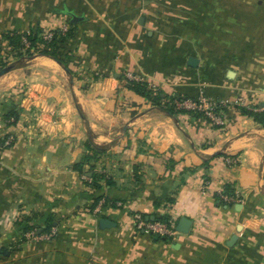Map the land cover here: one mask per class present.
<instances>
[{
    "label": "crops",
    "instance_id": "obj_1",
    "mask_svg": "<svg viewBox=\"0 0 264 264\" xmlns=\"http://www.w3.org/2000/svg\"><path fill=\"white\" fill-rule=\"evenodd\" d=\"M39 28L70 30L69 57L12 54L0 75V264H264V124L239 109L264 111V0H0V54Z\"/></svg>",
    "mask_w": 264,
    "mask_h": 264
},
{
    "label": "trees",
    "instance_id": "obj_2",
    "mask_svg": "<svg viewBox=\"0 0 264 264\" xmlns=\"http://www.w3.org/2000/svg\"><path fill=\"white\" fill-rule=\"evenodd\" d=\"M70 34V30L64 31L62 29H57L53 31L51 38H47L43 35V30H41L40 28L36 30H31L26 33L10 31L3 33L5 40L8 42V50L5 56L0 54V70L10 65V56H12V54H14V57H18L22 56L24 53H26L27 55H33L35 53L50 55L66 66L69 54L63 50L62 44L67 40ZM122 86L126 87L127 89L133 90L136 94L144 97L145 99L153 102L154 104H157L169 110L170 112L176 113L178 111H193L177 108L175 102L181 98L169 97L167 100L161 97L159 92H155L151 88H149L147 83L142 80L124 77L122 79ZM217 109L219 110L220 108L217 107ZM239 109L243 114H251L255 117V119L264 124V111H252L245 107H239ZM19 112V109H13L12 111L6 114L5 118L9 120L10 124H14L19 118ZM195 112L203 113V111L197 110H195ZM1 142H3V140L0 138V143ZM89 150H94V154L92 156L88 154L86 156V160H90V158L99 153V149H97V147L89 146ZM77 167L81 169L82 164H77ZM96 186L98 185L95 184V187ZM225 192L228 195H231L233 193L230 186L226 188ZM156 221H161L172 226L171 219L166 216H159ZM28 228L29 227H27L26 230ZM163 237L166 239L169 238V236Z\"/></svg>",
    "mask_w": 264,
    "mask_h": 264
},
{
    "label": "built area",
    "instance_id": "obj_3",
    "mask_svg": "<svg viewBox=\"0 0 264 264\" xmlns=\"http://www.w3.org/2000/svg\"><path fill=\"white\" fill-rule=\"evenodd\" d=\"M53 32L47 33L46 37L51 38ZM131 79H137L135 76H129ZM240 103H244L243 99L239 100ZM176 106L179 109H186V110H197L203 111L208 117L213 120H220V110L217 109V104L208 99H189V98H181L177 100ZM226 199L228 196H224ZM135 222L137 229H143L146 233H154L160 234L162 236H172L175 235L176 230L174 227L168 225L167 223L161 221H145L141 214H135ZM36 235L35 231L27 233L28 238H32Z\"/></svg>",
    "mask_w": 264,
    "mask_h": 264
},
{
    "label": "water",
    "instance_id": "obj_4",
    "mask_svg": "<svg viewBox=\"0 0 264 264\" xmlns=\"http://www.w3.org/2000/svg\"><path fill=\"white\" fill-rule=\"evenodd\" d=\"M12 67H13V65L11 64V65H8V66L2 68V69L0 70V75L5 74V73H7L8 71H10V70L12 69ZM171 115L173 116V114H171ZM189 222H190L189 219H187V218H183V219L181 220V226H179L178 229L181 230V231L187 232V231H188L187 224H188ZM236 240H237V234H234V235L231 237V239H230V241H229L228 244L231 245V244H233ZM0 252H1V251H0Z\"/></svg>",
    "mask_w": 264,
    "mask_h": 264
}]
</instances>
